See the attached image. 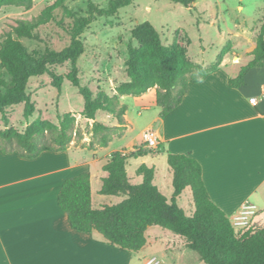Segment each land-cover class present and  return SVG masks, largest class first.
I'll return each instance as SVG.
<instances>
[{
  "label": "trees",
  "instance_id": "obj_1",
  "mask_svg": "<svg viewBox=\"0 0 264 264\" xmlns=\"http://www.w3.org/2000/svg\"><path fill=\"white\" fill-rule=\"evenodd\" d=\"M62 1L58 0L32 20H18L0 43V66L10 77L7 79L0 74V113L5 118L7 109L19 104L25 105V117H32L36 106L28 92L30 79L49 73L54 86L61 89L64 77L58 74L55 67L68 63L70 71L67 78L84 98L82 116L94 120L93 132L98 138V146L107 147L115 137L123 136L127 128L125 115L128 106L121 103V96H140L157 87L156 104L161 108L160 115L165 117L182 103L189 83L199 82L218 70L227 53H220L210 65L196 63L189 58L187 48L179 40L164 43L158 29L145 21L131 31L136 44L129 45L125 60L128 80L117 85L114 95L102 88L94 90L81 78L78 60L85 52L81 36L95 19L114 17L133 0H109L107 7L89 2L86 15L75 18L68 46L61 50L46 47L43 52L30 51L22 39H34L36 29L50 20L52 11ZM171 1L190 8L197 0ZM8 5L31 8L33 0H0V9ZM250 54L252 59L249 63L241 67L236 77L229 79L230 87L243 86L246 75L264 64V26ZM101 111L112 114L118 125L100 122L98 114ZM75 124L76 118L71 112H62L58 114L57 123L36 119L24 130L13 127L0 129V150L3 153L18 151L22 157L29 159L38 157L44 151H64L73 141ZM95 147L92 142L87 148ZM156 152L159 150L145 146L131 152L117 150L104 164L103 170L107 175L103 178L100 193L126 196L119 203L93 208L90 173L83 172L67 178L59 191L58 204L67 214L71 226L85 233L96 230L109 244L126 251L141 250L147 243L148 228L160 226L183 237L188 247L208 264H264V226L250 227L240 234L236 232L230 215L210 196L201 163L190 154L167 153L173 174L171 199L155 184L156 170L146 163L136 169L143 182H130L127 171L129 160ZM188 188L195 203L191 216L178 204V199Z\"/></svg>",
  "mask_w": 264,
  "mask_h": 264
},
{
  "label": "crops",
  "instance_id": "obj_2",
  "mask_svg": "<svg viewBox=\"0 0 264 264\" xmlns=\"http://www.w3.org/2000/svg\"><path fill=\"white\" fill-rule=\"evenodd\" d=\"M255 47L246 49L248 57ZM242 58L233 56L232 67L224 58L218 70L199 82H190L176 109L165 117L160 115L161 108L156 110L141 139L107 151L104 158L108 160L117 150H139L145 146L143 132L153 128L159 133L157 150L190 154L201 163L208 192L224 211L240 210L244 203H252L248 199L264 183V64L246 75L243 86L232 88L229 79L239 74ZM149 93L151 90L137 99L141 101ZM156 93L153 105H157ZM252 97L257 98L256 104L250 101ZM128 114L129 107L126 133L133 126ZM116 125L117 121L111 126ZM112 143L94 149L69 146L64 151H44L34 159L24 158L18 151H0V264H143L149 258L145 252L148 237L141 250H122L96 230H75L58 204L63 182L89 172L91 203L96 208L92 175L87 162L80 163L78 151H89L94 160H99L100 151L109 149ZM159 152L140 157V165ZM254 176H260L258 184Z\"/></svg>",
  "mask_w": 264,
  "mask_h": 264
},
{
  "label": "rangeland",
  "instance_id": "obj_3",
  "mask_svg": "<svg viewBox=\"0 0 264 264\" xmlns=\"http://www.w3.org/2000/svg\"><path fill=\"white\" fill-rule=\"evenodd\" d=\"M57 1L33 0L31 8L17 5L2 7L0 43L18 20H32ZM89 2L107 7L109 0H63L52 11L50 20L36 29V37L23 38V42L30 51L43 52L46 47L57 50L65 48L71 43L70 31L76 16L86 15ZM145 21L151 22L158 29L164 43L171 44L176 39L179 40L187 48L189 58L196 63L210 65L217 60L220 53L227 52L225 58L230 60L229 67L234 65L232 57L237 54L243 56L241 65L244 66L252 59L246 55V49L257 43L264 26V0H197L190 8L171 0H133L131 5L120 9L114 17H98L82 34L85 52L78 60L82 82L94 90L102 88L110 95L116 94L117 85L128 80L125 60L129 45L136 44L132 39L131 31L136 25ZM237 61L238 59L235 62ZM55 68L58 74L64 77L61 89L54 86L49 73L32 77L28 84V92L36 106L33 116L29 119L25 117L24 104L13 105L7 109V120L0 113V129L13 127L24 130L36 119L57 123L59 113L71 112L76 118V124L74 138L69 146L87 148L92 142L94 147L98 146V138L93 132L94 120L82 116L84 98L67 78L70 71L69 64H60ZM0 74L10 79L1 66ZM157 89V87L151 88L152 93L141 101L133 95H124L121 98V103L128 104V115L133 126L127 133L125 131V136L114 138L109 149L100 151L99 160H94L89 151H78L80 163L87 162L88 170L92 175L96 208L119 203L126 198L124 195L106 196L100 193L103 178L107 175L103 170V165L107 161L103 155L111 149L125 148L132 139L142 138V130L152 121L156 110H160L158 105L151 103ZM142 106L150 108L144 110ZM98 120L110 126L117 121L112 114L102 111L98 114ZM48 139H50L49 135ZM159 151L155 158H148L147 164L156 170L155 184L171 199L173 174L168 164V152L162 148ZM140 161V157H132L129 160L127 171L132 184L143 182V177L136 173ZM254 177L255 184H258L260 176ZM98 200L101 204H98ZM248 201L256 204L259 210L246 219L248 220L246 223L240 222L238 218L241 208L240 210L236 208L237 212L231 209L225 210L230 215L235 213L231 220L239 234L250 227L264 226V183ZM178 204L187 215H193L195 203L191 189L185 190L178 199ZM146 235L150 243L145 252L149 254V258L156 257L161 264H208L196 251L188 247L183 237L160 226L151 227Z\"/></svg>",
  "mask_w": 264,
  "mask_h": 264
},
{
  "label": "built area",
  "instance_id": "obj_4",
  "mask_svg": "<svg viewBox=\"0 0 264 264\" xmlns=\"http://www.w3.org/2000/svg\"><path fill=\"white\" fill-rule=\"evenodd\" d=\"M250 101L253 104L257 103V98L252 97ZM143 140L145 145H147L150 148H155L159 144V133L153 129V128H148L143 132ZM258 211V208L249 202H246L242 205L241 210H240V215L238 218H240V222L246 223L248 222L249 217H252L256 212ZM144 264H161L160 261L156 257H151L149 259H146V262Z\"/></svg>",
  "mask_w": 264,
  "mask_h": 264
},
{
  "label": "bare ground",
  "instance_id": "obj_5",
  "mask_svg": "<svg viewBox=\"0 0 264 264\" xmlns=\"http://www.w3.org/2000/svg\"><path fill=\"white\" fill-rule=\"evenodd\" d=\"M237 60V59H236ZM236 60H234V61H236Z\"/></svg>",
  "mask_w": 264,
  "mask_h": 264
}]
</instances>
